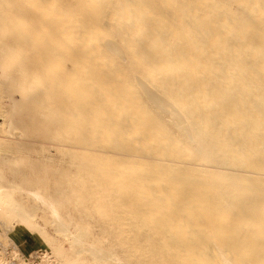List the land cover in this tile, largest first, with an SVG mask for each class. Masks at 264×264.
<instances>
[{
  "label": "rangeland",
  "instance_id": "rangeland-1",
  "mask_svg": "<svg viewBox=\"0 0 264 264\" xmlns=\"http://www.w3.org/2000/svg\"><path fill=\"white\" fill-rule=\"evenodd\" d=\"M49 1L53 3L52 7L47 5ZM49 1L0 0V50H4L1 55L3 63L9 65L7 75L16 77L14 80L22 89L27 87L29 77L35 73L38 44L48 47L55 43L69 44L77 56L75 63L65 59L59 62L62 71L55 75L54 84L44 89L47 97L39 93L38 99L47 101L51 107L69 108L72 121L67 124V144L70 146L80 140L93 151L88 154L66 151L63 173L68 181L73 178L67 186L63 184L66 179L60 177L62 170L56 169V163L61 159L60 151L52 149L50 155L54 163L48 172L49 191L60 197L69 210L79 211L77 216L87 217L101 229L106 223L103 219L105 213H97L98 205L90 200L96 188L91 183L84 186L82 182L85 180L86 183L96 180L97 186L127 187L137 192L142 182L149 203L176 204L183 198L180 195L182 186L198 190L200 196L214 200L218 192L206 194L204 191L208 179L199 175L200 161L190 155L182 133L171 124L169 117L154 107L138 80L177 104L196 126L203 111L212 116L207 122L208 129L203 131V138L214 144L222 140L232 141L231 146H223L224 151L241 145L243 136L233 134L238 133L239 127L243 131L244 125L253 118L258 120L259 129L253 135L264 134V61L260 62L259 55L250 54L246 44H242L243 38L236 33L224 34L221 29L224 44L203 43H207L211 33L219 31L217 20L223 21L231 30L257 28L259 38L264 40V0H236L234 5L226 8H223L224 0H212L208 7L205 0H176L185 9L178 21L171 17L175 0H93L91 4L88 0ZM94 9L99 10V18L94 24L100 26L101 34L96 44L86 46L81 44V33L91 26L89 15ZM144 11L145 14L141 15ZM149 19L162 22L155 25L167 44H144L143 33H132L135 22ZM183 30L188 33L185 36L180 34L182 38L173 36ZM186 38L191 39L190 44H182ZM106 42L119 48V57L112 55ZM159 53L176 62L175 72L159 66L162 58H152V54ZM183 67H192L195 71L193 77L182 72ZM71 83L75 86L74 91L67 90ZM76 94L78 98L68 106L64 100ZM14 98L19 100L16 96ZM199 98L206 99L202 105L205 109L201 105L192 106V102ZM18 103L22 105V102ZM31 105L20 114V122L32 118L24 114L30 111ZM37 129L32 127L27 136H39L42 130ZM262 157V153L253 155V163ZM242 163V159L236 161L230 157L221 167L237 169ZM44 166L41 161L36 162V176L42 177ZM259 173L264 175V167ZM117 176L122 181L115 184ZM233 193L232 201L236 203L262 195H242L237 188L228 190L220 200L229 202L226 197ZM23 203L28 210L31 209V202L24 199ZM35 214L38 216L36 222L41 224L43 213L36 211ZM20 241L29 246L36 245L35 236L27 231L20 233Z\"/></svg>",
  "mask_w": 264,
  "mask_h": 264
},
{
  "label": "bare ground",
  "instance_id": "bare-ground-1",
  "mask_svg": "<svg viewBox=\"0 0 264 264\" xmlns=\"http://www.w3.org/2000/svg\"><path fill=\"white\" fill-rule=\"evenodd\" d=\"M88 1L90 4L93 2ZM235 1L224 0L223 8L234 5ZM175 2L171 17L178 21L185 9L176 0ZM205 3L208 7L212 0H205ZM51 4L53 3L47 5L52 7ZM135 13L138 15V12ZM140 14H145V11ZM98 18L99 10H91L89 19L92 24L81 33V44H96L101 34L100 26L94 24ZM156 22L153 19L135 22L132 33H143L144 44H167L157 29V25L162 22ZM217 23L219 31L211 33L207 43H203L224 44L221 29L224 34L236 33L243 38L242 44H246L248 52L259 55L260 62L264 61V40L259 38V29L242 27L231 30L223 21L217 20ZM186 33L187 30H183L173 36L182 38L181 35L185 36ZM190 41L191 39L186 38L182 44H190ZM115 46L110 42L106 44L112 55L119 57V48ZM3 51L0 50V264H264V175L259 173L264 167V134L253 135L259 131L256 118L244 125L243 131L239 127L238 133H232L233 136H243L241 145L224 151L223 146H231L232 141L222 140L219 144H214L210 139L203 138V131L208 129L207 122L212 116L203 111L196 126L177 104L137 79L154 107L163 116L169 117L171 124L182 133L190 155L196 158L195 161H200L197 168L199 175L208 179L205 181L206 194L211 191L218 193L213 200L208 195L200 196L198 190L182 186L180 195L183 198L176 204L149 203L145 199L142 182L140 191L137 192L130 191L127 187L97 186L96 180L89 183L85 180L82 182L84 186L91 183L96 188L90 200L98 205L97 213H105L103 219H106V223L104 229H101L100 225L92 224L87 217L81 214L77 216L79 211L74 208V212L69 210L60 197L49 191L51 180L48 172L54 163L50 155L52 149L60 151L61 159L57 161L56 169L62 170L60 177L66 179L63 184L67 186L73 178L70 177L68 181L66 173H63V156L66 151L73 150L83 154L93 151L80 140L70 146L67 144V124L72 121L69 108L51 107L47 101L38 99L41 96L39 93L42 97H47L48 93L44 89L47 85H53L55 75L62 71L59 62L65 59L75 63L77 56L73 54L69 44L55 43L49 47L38 44L33 69L35 73L29 77L27 87L22 89L14 80L16 77L7 75L9 65L3 63ZM152 58H162L159 66L163 70L175 72L176 62L165 59L160 53L152 54ZM191 68L183 67L182 72L193 77L195 71ZM74 69L79 70L76 66ZM194 78L196 79L195 76ZM67 90L74 91V84H69ZM194 97L195 95L192 101ZM76 98L78 94L64 101L69 106L74 104L73 100ZM205 101V98H199L197 102H192V106L196 108L201 105L204 108L202 105H205ZM18 102H22V105ZM30 105V111L24 114L32 118L20 122V114ZM32 127L36 130L40 128L41 134L27 136V131ZM261 153L263 157L260 161L253 163L252 156ZM230 157L236 158V161L242 159V165L237 169L221 167ZM37 161L45 165L42 177L34 173ZM121 181L117 176L114 183ZM237 188L242 195H262L242 203L232 201L234 193L226 197L229 202L220 200L228 190ZM57 192L62 195L61 191ZM24 199L32 203L30 210L23 203ZM36 211L43 213L41 224L36 222ZM22 231L35 236V246L20 241Z\"/></svg>",
  "mask_w": 264,
  "mask_h": 264
}]
</instances>
